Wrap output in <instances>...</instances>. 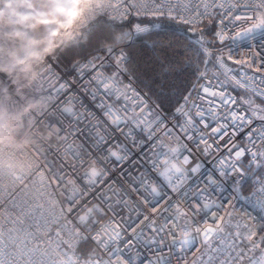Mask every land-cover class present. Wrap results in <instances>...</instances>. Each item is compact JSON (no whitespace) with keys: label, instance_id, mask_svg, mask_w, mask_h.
Segmentation results:
<instances>
[{"label":"snow or ice","instance_id":"obj_1","mask_svg":"<svg viewBox=\"0 0 264 264\" xmlns=\"http://www.w3.org/2000/svg\"><path fill=\"white\" fill-rule=\"evenodd\" d=\"M42 10L64 31L38 79L17 91L0 73V264H264V0ZM82 43L93 54L73 69L95 110L53 67ZM138 52L174 90L170 116L134 86Z\"/></svg>","mask_w":264,"mask_h":264},{"label":"clouds","instance_id":"obj_2","mask_svg":"<svg viewBox=\"0 0 264 264\" xmlns=\"http://www.w3.org/2000/svg\"><path fill=\"white\" fill-rule=\"evenodd\" d=\"M44 2L0 0V73L7 74L17 91L31 88L38 79L37 68L55 49L64 31L59 23L51 26L39 23L41 18H51L42 10ZM37 106V101H29L24 110Z\"/></svg>","mask_w":264,"mask_h":264},{"label":"trees","instance_id":"obj_3","mask_svg":"<svg viewBox=\"0 0 264 264\" xmlns=\"http://www.w3.org/2000/svg\"><path fill=\"white\" fill-rule=\"evenodd\" d=\"M169 24L170 30H175L176 25L174 22H166ZM153 31H160L159 29H153ZM211 32V30H209ZM161 38L167 37L170 35V31H161ZM208 39H212V36L209 35ZM136 49L140 48V45L137 44L135 46ZM93 54L91 51L90 43H82L78 47H71L66 49L56 60V62L62 67L65 72H70L73 68V65L81 60L86 58L87 56ZM137 62L139 64L137 75L139 76V80L135 81V83L141 88L144 92H148V88L144 87V84H150L153 92L149 93L152 96V100L155 104L160 106V109L166 113L167 115L171 114L172 109L176 105V96L173 95V89L169 86H165L164 88H160V86L154 81L157 79V73L154 71L155 58L151 55L150 52H138L137 54ZM203 68V66H201ZM210 70H213L211 65H209ZM143 81L144 83H141ZM195 82V77L189 76L187 79H182L176 81V89L183 90L184 88H190ZM236 93L241 94L239 88L231 87ZM154 93V94H153ZM259 102V101H258ZM247 191V190H246Z\"/></svg>","mask_w":264,"mask_h":264},{"label":"built area","instance_id":"obj_4","mask_svg":"<svg viewBox=\"0 0 264 264\" xmlns=\"http://www.w3.org/2000/svg\"><path fill=\"white\" fill-rule=\"evenodd\" d=\"M125 23H127V22H125ZM91 55H89L86 58L81 59V60H79L77 62L84 63L88 58H90ZM47 59H48V57H46V60ZM53 67H54L55 71L57 73H59L62 78L67 79V80H69L70 83H72V89H70V93L72 95L76 96V98L78 100H80L82 102V105H83V106L77 105L78 109L80 111H84L85 110V107H86L88 109L95 110V108H94V102L92 101L91 97L88 96L87 92L84 91L83 84L80 82L79 77L77 75V72L73 68H72V70L70 72H68V73L65 72L62 69V67L56 62V60L53 62ZM233 67H236V66L233 65ZM107 71L110 74L111 70H107ZM211 72H213V71H210L209 72V75H211ZM249 72L251 73V70H249ZM134 86H136V87L139 88V86L135 82H134ZM229 91L232 93V95L237 96V98H239V96L242 94V90L241 89H240L241 94L236 93L231 87H229ZM62 99H63V97H62ZM175 107L172 109V112L175 110ZM160 111L166 117L171 115V114L167 115L161 109H160ZM138 138H141L142 139L143 136L140 135V136H138ZM205 171H206V175L209 174V173L210 174H213V175H218V174H216V173H214L212 171V165L210 163H207V162L205 163ZM113 175H115V173ZM108 179L109 180L112 179V176H110ZM247 191L245 192V194H247Z\"/></svg>","mask_w":264,"mask_h":264},{"label":"bare ground","instance_id":"obj_5","mask_svg":"<svg viewBox=\"0 0 264 264\" xmlns=\"http://www.w3.org/2000/svg\"><path fill=\"white\" fill-rule=\"evenodd\" d=\"M210 71H216V69L210 70ZM141 89V88H140ZM176 106V105H175Z\"/></svg>","mask_w":264,"mask_h":264}]
</instances>
